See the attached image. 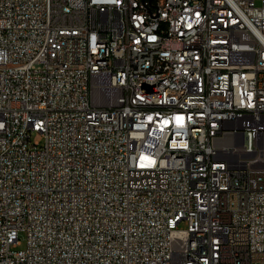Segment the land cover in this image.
I'll use <instances>...</instances> for the list:
<instances>
[{"label": "built area", "instance_id": "2783aa9c", "mask_svg": "<svg viewBox=\"0 0 264 264\" xmlns=\"http://www.w3.org/2000/svg\"><path fill=\"white\" fill-rule=\"evenodd\" d=\"M259 1L0 0V264H264Z\"/></svg>", "mask_w": 264, "mask_h": 264}, {"label": "bare ground", "instance_id": "6f19581e", "mask_svg": "<svg viewBox=\"0 0 264 264\" xmlns=\"http://www.w3.org/2000/svg\"><path fill=\"white\" fill-rule=\"evenodd\" d=\"M96 48L109 49V59H117L116 47H110V35H103V40L96 41ZM101 61H108V50H99ZM195 144V134H187V143H182V152H191ZM173 157V150H164L163 158ZM185 164H192V155H185ZM199 261V254L187 253L180 256V264H192Z\"/></svg>", "mask_w": 264, "mask_h": 264}, {"label": "rangeland", "instance_id": "374dc122", "mask_svg": "<svg viewBox=\"0 0 264 264\" xmlns=\"http://www.w3.org/2000/svg\"><path fill=\"white\" fill-rule=\"evenodd\" d=\"M256 4L258 6H260L261 2L259 0H257ZM32 140L33 141L40 140L42 143L44 141L43 137L41 135L37 134V133L33 134ZM179 228L180 229H185L186 228V223L185 222L180 223ZM20 242H21V245L18 247V249H24V247L26 245V235L25 234H21L20 235Z\"/></svg>", "mask_w": 264, "mask_h": 264}]
</instances>
